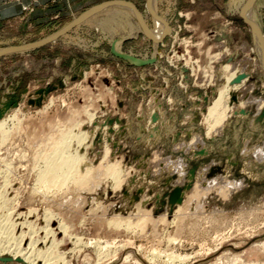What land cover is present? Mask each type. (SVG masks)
<instances>
[{"label":"rangeland","instance_id":"1","mask_svg":"<svg viewBox=\"0 0 264 264\" xmlns=\"http://www.w3.org/2000/svg\"><path fill=\"white\" fill-rule=\"evenodd\" d=\"M148 4L0 0V264H264V0ZM60 138L86 185L40 180Z\"/></svg>","mask_w":264,"mask_h":264},{"label":"bare ground","instance_id":"2","mask_svg":"<svg viewBox=\"0 0 264 264\" xmlns=\"http://www.w3.org/2000/svg\"><path fill=\"white\" fill-rule=\"evenodd\" d=\"M157 0H149V4H148V10L149 12H151V16L153 15V22H154V28L149 31L148 29H145V32L146 34L152 38H154L155 40H158L162 37V34L164 32V26L162 25L160 19H158L156 17V12H154V8H152V6H154V3H156ZM251 3V2H250ZM109 6H113V7H119V8H123L124 10H127L129 11L131 14H133L134 17H136L140 22H143L144 21V18L143 17H140L138 12L135 10V8L130 5V4H127V3H123V2H116L114 4H111ZM246 7L243 8V16L245 19H247L252 27V31L254 33V40L256 42V50H257V55L260 59V62L261 64L263 65L264 67V57H263V47H262V38L260 36V28H259V22H258V18L252 8V5H245ZM154 10V11H153ZM252 17V19L250 18ZM138 21V22H139ZM145 22V21H144ZM232 67V66H231ZM231 67H226L225 68V74H226V78H227V84H230V82L233 80L234 78V73L236 71H233V69ZM236 74V73H235ZM235 79V78H234ZM232 83V82H231ZM227 86V85H226ZM231 89V88H230ZM224 90V89H223ZM221 90V92L219 93L220 95L218 96V99L213 103V106L211 108H209L208 110V119L211 120L213 118H215L216 121H220L219 123L221 124L222 121L227 117V112L229 111L228 109H224V104L227 103L225 100H224V91ZM226 98V97H225ZM2 124V123H1ZM0 124V125H1ZM2 127L0 126V133L2 132ZM72 130V129H71ZM77 131V130H76ZM5 134V133H4ZM3 136V135H1ZM78 136V135H77ZM73 136V138L75 139L77 145L76 147H80L82 146V144L84 143V139L80 138L79 136ZM85 137V136H84ZM60 141H58V148H55V150L53 151V153H56L52 159L48 160L46 162V166H45V169L42 171L41 173V176H40V180L43 182V184H54V185H63L65 183H67L68 181H74V183H77L79 184V186H84L87 184V180L88 179V173L89 172H83L82 174L80 173V166L82 164H85L84 163V160L82 159L80 153L78 152V150L75 149L74 151V154H70L69 155V150L72 149V146L70 148V145L67 144L64 140H62L61 138L59 139ZM70 140V139H69ZM2 141V140H1ZM0 141V142H1ZM1 146V145H0ZM75 147V146H74ZM73 147V148H74ZM78 147V148H79ZM82 148V147H81ZM74 150V149H72ZM71 150V151H72ZM80 150V149H79ZM83 155V154H82ZM105 157V156H104ZM86 159V157H84ZM86 162V160H85ZM111 166V165H110ZM109 166V167H110ZM113 166V165H112ZM117 166V165H116ZM107 166V169L109 168ZM119 166H117V168H115V165H114V169L111 167L109 168L108 170H110L111 172V169L112 170V174H113V177H115L116 179H120L121 178V175L124 173H122L121 169L118 168ZM9 169V168H8ZM83 169V168H82ZM107 170V171H108ZM123 170V169H122ZM3 171V170H2ZM6 171V170H5ZM84 171V170H83ZM82 172V171H81ZM109 172V173H110ZM4 173V172H3ZM79 173V175L77 174ZM9 174V173H8ZM81 174V175H80ZM112 176V175H111ZM5 178V176H4ZM8 179V178H7ZM4 181V179H3ZM39 181V180H38ZM40 181V182H41ZM76 181V182H75ZM69 183V182H68ZM44 184V185H45ZM49 184V185H51ZM49 187V186H48ZM205 188V187H204ZM203 188V190H204ZM206 189V188H205ZM2 198V197H1ZM0 198V199H1ZM4 199V198H3ZM6 200V199H5ZM4 200V201H5ZM9 201V200H8ZM8 209V208H7ZM1 210V209H0ZM3 210V209H2ZM14 210V209H13ZM12 213V212H11ZM8 215V214H7ZM51 220V219H50ZM119 219H115L111 222H109V225H113L115 227V225H117L119 222L121 223V221L118 222ZM47 222V221H46ZM123 222V221H122ZM125 222V221H124ZM49 223V222H47ZM12 225H10V228H11ZM15 226V224H14ZM47 226V224H46ZM119 226V224H118ZM122 226V224H121ZM16 227V226H15ZM127 228V227H126ZM43 229V228H42ZM44 230V229H43ZM46 232V231H45ZM48 232V231H47ZM46 232V233H47ZM22 233V232H21ZM45 233V234H46ZM50 233V232H49ZM10 235V234H9ZM11 236V235H10ZM9 236V237H10ZM48 236V235H47ZM12 238V237H11ZM14 238V236H13ZM17 238V237H16ZM21 238V237H20ZM47 238V237H45ZM25 239V238H23ZM32 239V237H31ZM16 240V239H14ZM22 241V240H21ZM29 241V240H28ZM32 241V240H31ZM47 241V240H46ZM52 241V240H51ZM37 242V241H36ZM41 242V241H40ZM45 242V241H44ZM22 243V242H21ZM39 243V242H37ZM23 244V243H22ZM54 244V243H53ZM46 245V244H45ZM59 245V244H58ZM79 245V244H78ZM3 246V245H2ZM28 246V245H27ZM37 246V245H36ZM35 246V249H37ZM22 247V246H21ZM33 247V246H32ZM56 248V247H55ZM2 249V248H1ZM0 249V250H1ZM39 249V248H38ZM15 251V249H14ZM33 251V250H32ZM35 251V250H34ZM33 251V252H34ZM38 251V250H37ZM41 251V250H40ZM16 252H18L16 250ZM45 252V251H44ZM42 252V253H44ZM55 252V251H54ZM53 252V253H54ZM51 252L47 253V250H46V253L45 254H50ZM16 254V253H15ZM21 254V253H20ZM23 254V252H22ZM25 254V253H24ZM38 254V252H37ZM58 254V253H57ZM18 255V254H17ZM33 255V253H32ZM51 255V254H50ZM22 256V255H21ZM30 256V255H29ZM34 256V255H33ZM38 256V255H37ZM45 256V255H44ZM48 255H46L47 257ZM43 257V256H41ZM49 257V256H48ZM53 257V256H52ZM29 258V257H28ZM44 258V257H43ZM25 259V258H24ZM23 259V260H24ZM36 259V258H35ZM40 259V258H39ZM46 259V258H45ZM33 260V259H32ZM30 260V261H32ZM28 261V260H27ZM45 261V260H44ZM51 261V260H50ZM54 261V259H53ZM52 262V261H51ZM48 263V262H47ZM46 264V263H45ZM52 264V263H51Z\"/></svg>","mask_w":264,"mask_h":264},{"label":"water","instance_id":"3","mask_svg":"<svg viewBox=\"0 0 264 264\" xmlns=\"http://www.w3.org/2000/svg\"><path fill=\"white\" fill-rule=\"evenodd\" d=\"M242 16H243V15H242ZM243 17H244V16H243ZM246 21H247V23L249 24L250 28H252L251 25H250V23H249V21H248L247 19H246Z\"/></svg>","mask_w":264,"mask_h":264}]
</instances>
